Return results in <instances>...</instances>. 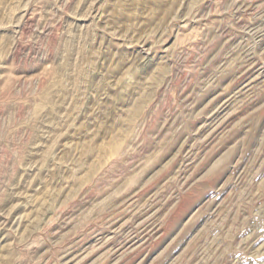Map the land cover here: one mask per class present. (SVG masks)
<instances>
[{"label":"rangeland","instance_id":"1","mask_svg":"<svg viewBox=\"0 0 264 264\" xmlns=\"http://www.w3.org/2000/svg\"><path fill=\"white\" fill-rule=\"evenodd\" d=\"M4 260L264 264V0H0Z\"/></svg>","mask_w":264,"mask_h":264},{"label":"bare ground","instance_id":"2","mask_svg":"<svg viewBox=\"0 0 264 264\" xmlns=\"http://www.w3.org/2000/svg\"><path fill=\"white\" fill-rule=\"evenodd\" d=\"M159 79V77H155V80ZM146 98H141L139 99L136 104L132 107V109L130 110V112L128 113L127 117H126V122L128 125H131V123L133 122L135 116L137 115V113L140 111L141 107L143 106V104L145 103ZM129 128V127H128ZM128 129H124V130H120L118 131L110 140L107 144H104L100 150L99 153L97 155V162L89 167L88 172L85 174V176H83V180H85L86 178H88V176L95 171V169L97 168V165H99V163H102L101 161H103L104 159L110 157L112 154H115L117 151L120 150V148L122 147L124 140L126 139V136L128 134ZM90 149H88L87 152H89ZM105 161V160H104ZM10 254V253H9ZM6 255V254H4ZM8 258V257H7ZM6 258V259H7ZM5 259V258H4ZM3 260V259H2ZM0 264H5V260L2 261Z\"/></svg>","mask_w":264,"mask_h":264}]
</instances>
